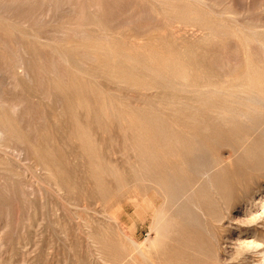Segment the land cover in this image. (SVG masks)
<instances>
[{"label":"bare ground","instance_id":"obj_1","mask_svg":"<svg viewBox=\"0 0 264 264\" xmlns=\"http://www.w3.org/2000/svg\"><path fill=\"white\" fill-rule=\"evenodd\" d=\"M24 1L15 0L7 8L14 13ZM129 1L139 16L160 23L167 33L127 39L104 20L102 6L79 8L69 0L59 4L67 17L51 27L52 38L13 19L6 9L0 12V31L20 45L29 44L23 56L44 51L52 59L50 82L73 113L70 137L86 158L99 195L107 191L105 176L119 185L122 180L120 171L100 156L89 119L103 129L117 126L135 162L132 177L162 200L151 212L154 238L136 244L125 236L126 244L112 239L109 247L107 241L97 246L91 242L98 260L173 264L165 259L168 254L177 259L172 251L179 234L202 218L215 217L213 206L231 179L264 167V2L258 4L260 20L251 21L230 5L220 8L217 0ZM227 43L239 51L240 64L221 78L214 75L213 49ZM18 61L15 70L25 75L23 58ZM19 110L20 104L0 99V158L11 141L28 145L59 191L63 169L50 149L42 152L30 144L16 118ZM78 110L85 113V121ZM223 144L229 154L221 161L214 150ZM137 208L147 210L149 204L144 201ZM249 213L251 221L259 220L255 212ZM260 255L264 264V252Z\"/></svg>","mask_w":264,"mask_h":264},{"label":"rangeland","instance_id":"obj_2","mask_svg":"<svg viewBox=\"0 0 264 264\" xmlns=\"http://www.w3.org/2000/svg\"><path fill=\"white\" fill-rule=\"evenodd\" d=\"M13 1L0 0V12L6 9L13 19L35 25L48 38L54 36L51 27L67 17L59 5L67 0L58 3L25 0L22 8L14 9L18 10L14 13L7 8ZM69 1L79 8L102 6L104 20L113 23L115 33L127 39L154 38L168 31L160 23L139 16L129 0ZM217 1L220 8L230 5L251 21L260 20L258 4L264 0ZM261 16L264 25V15ZM19 43L0 31V99L20 104L16 118L22 132L35 148L53 152L63 174L59 180L61 189L54 191L32 148L17 141L7 144V154L0 158V264H111L114 258H107L109 262L106 263L98 260L91 242L97 246L107 241L109 247L112 239L126 244L125 236L136 244L154 238V232L150 231L151 212L162 200L154 189L144 187L132 177L135 162L125 151L117 126L111 124L103 129L89 119L91 134L103 162L117 168L122 180L119 185L105 176L107 191L99 195L87 160L77 141L70 137L73 113L50 82L52 59L44 51L37 56L30 53L23 56L29 44ZM213 50L215 76L228 75L239 66V51L234 43ZM20 58L24 61L25 75L15 70ZM58 76L61 80L64 78ZM102 85L116 90L107 83L102 82ZM135 98L132 95L131 103ZM76 114L85 121L83 111L78 110ZM214 154L222 161L228 157L229 148L223 144ZM263 200L264 167L231 179L227 192L213 206L215 217L202 218L199 225L179 234L172 251L178 255L177 259L168 254L165 261L173 264H262ZM144 201L149 208L141 211L137 207ZM248 211L259 215V220L251 221Z\"/></svg>","mask_w":264,"mask_h":264}]
</instances>
